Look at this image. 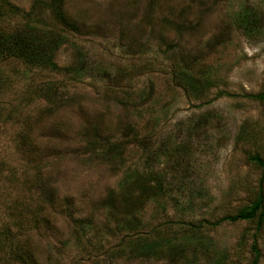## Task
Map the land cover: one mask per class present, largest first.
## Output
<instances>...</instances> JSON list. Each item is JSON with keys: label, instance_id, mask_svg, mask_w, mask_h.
<instances>
[{"label": "rangeland", "instance_id": "obj_1", "mask_svg": "<svg viewBox=\"0 0 264 264\" xmlns=\"http://www.w3.org/2000/svg\"><path fill=\"white\" fill-rule=\"evenodd\" d=\"M3 1L0 33L68 43L57 70L0 58V264H264V223L225 219L264 196V0Z\"/></svg>", "mask_w": 264, "mask_h": 264}, {"label": "trees", "instance_id": "obj_2", "mask_svg": "<svg viewBox=\"0 0 264 264\" xmlns=\"http://www.w3.org/2000/svg\"><path fill=\"white\" fill-rule=\"evenodd\" d=\"M1 1V0H0ZM1 6L0 3V18L8 17L9 14L12 15L15 11H18L16 6L12 3L5 4L4 1ZM35 9V8H34ZM36 10V9H35ZM33 13L36 16H39L38 12ZM52 12L54 17L66 26L70 30L76 29L74 24H71L65 17L64 11L61 9L60 4L52 6ZM247 15L245 18H241L239 21L240 27L244 29L246 33H251L253 31L254 22L251 20V15L253 10L246 9L244 11ZM29 14V18L34 19V14ZM37 23V20L35 21ZM34 22V23H35ZM164 22L167 26L180 31L177 26L168 18L164 19ZM27 22L23 24V28L19 27V29H15L13 32L9 33H0V58L5 59L7 57H13L20 60L23 63L28 64L30 67L33 68H45V69H52L57 70L58 65L53 60L54 53L60 46L65 43H68L67 38L65 35L62 36H48L46 37L45 31L42 27L37 26L36 24ZM72 45V44H69ZM75 48L76 56H77V64L73 69V74L76 77H83L85 75H95L100 76L103 79H108L111 76V71L107 70L106 68H98L95 64L91 66L88 65L87 56L84 51L80 48ZM189 68V67H188ZM71 69V68H70ZM69 68H64L63 70L71 71ZM187 67L179 66V62H174L171 65V69L169 70V75L171 79L180 87H189L188 80L192 79L189 74L186 73ZM34 96H44L47 99L51 100V96H53L52 92L46 90V94L37 93ZM253 98H257L260 100H264V94L258 95H249ZM104 153H108L111 151V146L107 148H101ZM109 156H112L113 159H116L118 156V152L115 154L109 153ZM252 160L259 165L262 169H264V158L255 155L252 156ZM256 218L257 227L260 228L264 223V196L262 192V179L260 180V185L257 193L256 199L251 203V205L242 208L238 213L225 217L226 220L229 221H238V220H251ZM223 220V219H222ZM254 258L251 264H256L257 260L259 259V251L253 245L252 247Z\"/></svg>", "mask_w": 264, "mask_h": 264}]
</instances>
